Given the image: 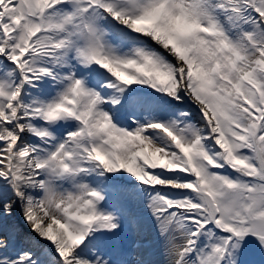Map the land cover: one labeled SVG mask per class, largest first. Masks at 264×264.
<instances>
[{"label": "snow or ice", "instance_id": "1", "mask_svg": "<svg viewBox=\"0 0 264 264\" xmlns=\"http://www.w3.org/2000/svg\"><path fill=\"white\" fill-rule=\"evenodd\" d=\"M0 264H264V0H0Z\"/></svg>", "mask_w": 264, "mask_h": 264}, {"label": "rangeland", "instance_id": "2", "mask_svg": "<svg viewBox=\"0 0 264 264\" xmlns=\"http://www.w3.org/2000/svg\"><path fill=\"white\" fill-rule=\"evenodd\" d=\"M161 260H162V258H161Z\"/></svg>", "mask_w": 264, "mask_h": 264}]
</instances>
